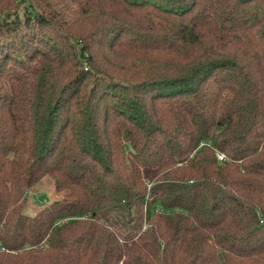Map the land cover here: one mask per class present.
<instances>
[{"label":"trees","instance_id":"16d2710c","mask_svg":"<svg viewBox=\"0 0 264 264\" xmlns=\"http://www.w3.org/2000/svg\"><path fill=\"white\" fill-rule=\"evenodd\" d=\"M0 264H264V0H0Z\"/></svg>","mask_w":264,"mask_h":264},{"label":"rangeland","instance_id":"374dc122","mask_svg":"<svg viewBox=\"0 0 264 264\" xmlns=\"http://www.w3.org/2000/svg\"><path fill=\"white\" fill-rule=\"evenodd\" d=\"M63 196L55 189L54 179L50 175L43 176L27 193L25 212L35 215L39 210Z\"/></svg>","mask_w":264,"mask_h":264},{"label":"built area","instance_id":"2783aa9c","mask_svg":"<svg viewBox=\"0 0 264 264\" xmlns=\"http://www.w3.org/2000/svg\"><path fill=\"white\" fill-rule=\"evenodd\" d=\"M218 155H219V158L220 159H223L224 158V154L219 153Z\"/></svg>","mask_w":264,"mask_h":264}]
</instances>
